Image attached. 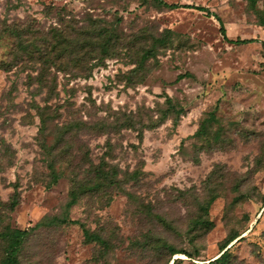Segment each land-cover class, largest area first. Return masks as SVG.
Listing matches in <instances>:
<instances>
[{
  "label": "rangeland",
  "instance_id": "374dc122",
  "mask_svg": "<svg viewBox=\"0 0 264 264\" xmlns=\"http://www.w3.org/2000/svg\"><path fill=\"white\" fill-rule=\"evenodd\" d=\"M163 1L182 7L0 0V229H34L22 264H209L223 255L233 230L242 239L221 263L264 264V0L257 11L247 0ZM62 19L76 29L114 32L115 49L86 79L53 70L51 93L35 80L36 53L46 50ZM223 26L230 40L253 42H227ZM154 39L165 45L133 73ZM98 58L92 54L85 65ZM164 114V124L147 129ZM203 124L208 132L197 136ZM104 163L118 171L120 187L97 181ZM141 170L138 180L128 179ZM75 189L80 195L69 219L103 232L113 248L105 258L80 225L38 226L65 216ZM178 190L191 193L183 198ZM211 192L214 228L191 232L198 201ZM148 206L167 224L144 214ZM160 240L191 257L159 254ZM3 251L0 241V258Z\"/></svg>",
  "mask_w": 264,
  "mask_h": 264
},
{
  "label": "trees",
  "instance_id": "16d2710c",
  "mask_svg": "<svg viewBox=\"0 0 264 264\" xmlns=\"http://www.w3.org/2000/svg\"><path fill=\"white\" fill-rule=\"evenodd\" d=\"M148 1V0H147ZM153 1L155 4L159 6H164L169 9H178L182 6L177 4H167L163 0H149ZM251 9L257 11L258 0H247ZM185 8L195 9L198 11H206L203 7L198 6H183ZM261 25L264 26V19L261 18ZM69 28H73L72 31ZM12 33L20 40H22L23 33L16 29H10ZM89 29L84 28H74L71 25H65V19L61 20V24L55 27L51 33L50 38L47 42L46 50H39L36 55V60L40 63L39 74L36 76L35 80L41 86V88H49V92L54 93L56 90L55 85L57 83L55 75H53V70L58 73H68L73 75L74 77L80 78H88L92 74L93 70L97 67H100L108 58L113 57L114 46L113 43L116 40L114 32H111L108 29H103L101 27L94 26L93 29L88 31ZM222 34L224 39L231 43V44H249L252 43V40H244V39H237V40H230L227 37V32L225 27L221 28ZM159 45H165V41L162 39H154L153 46L150 49L145 50L142 59L139 62V68H135L132 72L136 73L140 71V69H144L145 62L150 57H155L157 49ZM21 49L24 51L23 47L20 46ZM264 47V44H263ZM98 53L100 58L98 61L91 65L87 66L86 61L90 59L92 54ZM31 58L35 56L34 53H30ZM7 69V68H6ZM139 69V70H138ZM74 71H77L75 73ZM183 76H180L179 79H182ZM178 116L174 119V125H179L181 117L183 114H177ZM168 120L167 114H164L163 118L160 122H156V125L147 126V129H154L156 127L161 126ZM43 128L41 132L44 134L46 132V124L48 123V119L42 118ZM50 121V120H49ZM131 129H134L131 126ZM208 132V125L203 124L201 129L196 134L197 136H205ZM141 133V132H140ZM142 137H140L141 139ZM52 173H53V180L54 182H58L59 175L56 174L55 169L51 166ZM144 172L136 171L134 173L128 174V179L131 181H136L139 179ZM216 175V170L209 176L207 182H213L214 177ZM97 181L98 182H109L107 189H111L113 187H120L121 184L118 183V171L115 167L108 166V164L104 163L100 166V172L97 174ZM178 193L181 197L185 198L190 191H182L178 190ZM79 193L75 189L72 191L70 196V201L67 204L66 215L63 217H54V218H45L38 226L40 225H80L84 232V236L88 243H96L100 247V257L105 258L111 250H113L109 239L104 237L103 232L97 233L92 232L86 226L78 221L70 220L69 219V211L78 204L79 200ZM217 198V194L211 192L210 196L203 200L198 201V212L197 218L194 220L192 225L193 231H203L204 233L210 232L214 228V222L210 219V209L213 205L214 201ZM264 200V198H263ZM238 202V200H236ZM264 202V201H263ZM18 204V201L15 199L11 206L10 210H14L15 206ZM144 214H147L150 217H155L159 222L163 225H166L167 222L158 215H154L152 209L148 206L145 208ZM34 229L30 228L28 230H21V229H13L9 225L3 226L0 229V241H2L4 246L3 256L0 258V264H22L21 262V253L23 251L24 245L29 240V237ZM241 234L233 230L227 236L224 244L221 246V252L223 255L216 259L215 261L209 264H223L221 263L222 257L232 249L235 243L239 242ZM233 242H235L232 246H230ZM162 243V244H161ZM230 246V247H229ZM156 249L158 250L159 254L162 255L163 252L167 253L170 252V256H182L186 255L191 257L188 252L183 250H178L176 246L169 245L167 242L159 241L156 244ZM180 260H174L173 264H177ZM170 264V262H169ZM224 264H228L227 261Z\"/></svg>",
  "mask_w": 264,
  "mask_h": 264
}]
</instances>
